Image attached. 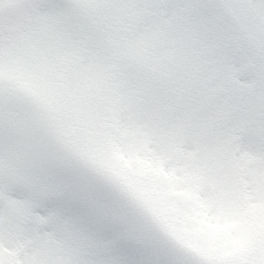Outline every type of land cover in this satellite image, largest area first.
<instances>
[{
  "label": "snow or ice",
  "instance_id": "1",
  "mask_svg": "<svg viewBox=\"0 0 264 264\" xmlns=\"http://www.w3.org/2000/svg\"><path fill=\"white\" fill-rule=\"evenodd\" d=\"M0 264H264V0H0Z\"/></svg>",
  "mask_w": 264,
  "mask_h": 264
}]
</instances>
